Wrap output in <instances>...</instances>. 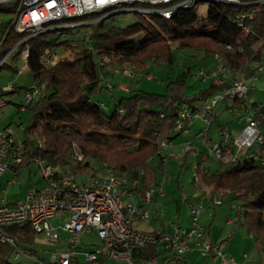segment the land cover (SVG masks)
I'll use <instances>...</instances> for the list:
<instances>
[{
	"label": "trees",
	"instance_id": "obj_1",
	"mask_svg": "<svg viewBox=\"0 0 264 264\" xmlns=\"http://www.w3.org/2000/svg\"><path fill=\"white\" fill-rule=\"evenodd\" d=\"M238 1L248 4L238 6L211 2L204 17L197 15L194 7H190L178 10L170 19L142 16L126 27L114 26L110 21L114 15L99 21H94L97 15L93 13L76 16L71 22L88 23L82 27L87 30L80 40L87 37V41L93 43L74 52L72 58L55 65L45 66L42 56L55 54V48L70 47L75 40L62 37L76 34L75 29L79 27L49 30L31 38L26 43V67L34 80L32 84L42 85L43 88L41 95L27 106L28 119L23 128L24 139L21 140L26 166L33 159H39L64 168L69 160L67 156L76 150L83 158H95L113 174L125 177L130 190L137 198L142 197L156 184L157 171L163 170L165 158L161 155L163 149L160 143L171 142L180 134L174 130L179 110L186 105L196 106L208 100L215 90H224L239 73L249 78L257 73L252 66L261 63L264 53V2ZM241 12L247 13L248 17L241 21L242 26H238L233 18ZM20 38L11 33L10 38L3 42L2 54ZM23 49V45L19 46L13 56H19ZM179 49L200 51L201 61L218 56L221 62L214 60L227 67L228 77L218 82L216 78L209 77L214 68L205 73L201 67L195 75H191L190 68H187L175 78H166L163 94L130 87L128 92H124L118 90L120 83L114 86L110 81L106 89L110 86V92L115 89L124 94L115 106L106 112L102 106L100 108L90 101V94L100 86L101 78L113 79L128 66L133 68V73L147 71V63H153L156 67L163 64L172 66L173 52ZM101 59L108 61L111 65L109 69L99 64ZM201 69L202 74H199ZM16 70L13 68V71ZM145 75L149 76L148 73ZM190 75L194 81L209 80L208 86L190 96L186 95ZM25 88L14 85L8 94L21 89L23 92ZM249 92L250 88L245 95ZM231 103L244 104V98ZM104 107L107 109L106 105ZM253 118L264 134V116H258L255 110ZM37 141L41 142L40 146ZM191 151L195 149L190 147L182 159L187 158ZM258 159H264V143H255L246 157H240L236 162L218 161L220 166L215 171L203 166L206 158L201 156L196 163L195 173L198 188L204 187L205 194L235 196V200L240 202L235 223L253 237L256 246L262 247L264 161ZM83 162H75L71 172L89 167L88 161ZM153 162H156V167H152ZM6 231L15 238L17 248L27 255L36 254L32 244L37 234L28 224H15ZM148 248L151 247L135 252L134 257L146 260L153 256L154 253L148 252ZM12 251L13 248L0 244V264H10L8 258ZM40 260L37 263L51 264L50 261ZM173 260L180 264L179 259Z\"/></svg>",
	"mask_w": 264,
	"mask_h": 264
},
{
	"label": "built area",
	"instance_id": "obj_2",
	"mask_svg": "<svg viewBox=\"0 0 264 264\" xmlns=\"http://www.w3.org/2000/svg\"><path fill=\"white\" fill-rule=\"evenodd\" d=\"M200 1L223 2L238 6L248 4L238 0H0V68L22 45L24 49L19 56L26 62L28 58L26 43L31 38L49 30L76 27L81 24L71 22L76 16L93 13L97 15L94 21H99L112 15L134 13L170 19L178 10L194 7ZM247 17V13L241 12L233 19L238 26H242L241 21ZM11 33L21 38L2 54L3 42L10 38ZM214 58L221 62L218 56ZM41 59L45 66L55 65L57 62L55 54L43 55ZM99 61L106 69L110 68L111 65L106 59ZM252 67L260 70L258 63ZM202 71L201 69L199 74H202ZM227 72V67L221 63L210 72L209 77L220 82L226 78ZM126 76L133 78V71H127ZM250 79L252 80L250 83L243 78L232 79L222 92L211 95L208 100L196 106H184L175 118V132H186L189 123L196 119L209 126L218 104L226 98L232 100L243 98L257 77L254 75ZM13 86L8 84L0 87V109L6 105L4 96L13 90ZM42 88V85L36 84L26 87L22 92L23 104L18 107V111H23L39 97ZM107 89L111 91L112 87L108 86ZM118 90L129 91L124 85H119ZM247 108L243 104H231L226 109L230 114L236 115L239 109L249 112L250 108L246 110ZM257 115L264 116V111H257ZM17 132V129L9 126L0 129V176L11 173V181L16 180L26 167L22 157V145L16 139ZM218 136L220 141L211 144L210 139L205 136L203 143L209 144V150L214 158L222 162H236L240 157H246L255 143H264V134L260 132L253 116L249 115L244 117L243 128L237 137L232 138L227 125L219 127ZM37 144L40 146L41 142L37 141ZM169 144L168 141H162L160 147L165 150ZM189 148L186 146L181 155L170 154L169 157L181 159ZM71 157L75 162H82L84 159L76 150H72ZM32 163L38 165L41 186L28 188L20 200L10 202L4 198L0 199V244L13 248V259H18L21 250L17 248L15 238L9 235L6 229L15 224H28L35 234L43 235L49 241L62 245L51 252L49 260L51 264H71L72 260H78L77 264L103 260L116 264H158V255L146 260L134 257L135 252L150 246L155 247L157 251L160 249L164 252L175 251L179 256L198 248L201 256L206 259L219 261V264L233 262V258L223 252L224 241L231 238L233 232H228L220 241L207 240L205 230L199 224L200 215L204 211L202 202L189 204L188 226L170 224L171 232L141 231L130 225L124 209L134 214L135 218L148 221L145 206L152 200L155 192L163 194L161 184L146 191L141 203L135 205L133 203L135 197L126 178L113 174L105 165L101 167L104 176L92 175L88 184H82L76 181L74 174L57 165L39 159H33ZM195 167L196 164L193 166L192 175L194 184L198 187ZM123 197L127 198L125 204ZM212 202L219 205L222 200L213 198ZM52 218L62 223L54 225L51 222Z\"/></svg>",
	"mask_w": 264,
	"mask_h": 264
},
{
	"label": "rangeland",
	"instance_id": "obj_3",
	"mask_svg": "<svg viewBox=\"0 0 264 264\" xmlns=\"http://www.w3.org/2000/svg\"><path fill=\"white\" fill-rule=\"evenodd\" d=\"M209 5L210 3L208 1H200L194 5V10L197 15L204 17L207 13ZM140 17L142 16L134 13H122L114 15L110 21L114 26L126 27L137 22ZM144 18L145 17L142 19L145 20ZM87 24L88 23H81L76 26L79 27L75 29L76 34L63 35L62 39H74L75 41L72 42L71 46L66 49L59 47L53 50V53H55L57 58V62L55 63L72 58L73 53L81 49L83 46L92 45L93 42H88L87 37L82 41L80 40L81 36H83L87 30L82 27ZM201 56L202 53L195 49H179L173 52L174 63L172 66L163 64L161 67L159 66V68L153 65V63H147V71L134 70L135 74L131 79L126 76V73L127 71H132L131 69L133 68H130L129 66L125 67L122 73L115 76L113 79L101 78L100 86L90 94V101L94 104L97 103L100 108L102 106L104 108H102V110L106 112L110 111L117 103L119 97L124 95L123 92L116 91L115 89L113 92L107 91L106 85L110 81H112L114 86H116L115 84L120 83V85L130 88H138L148 93L163 94L167 77L175 78L187 68H190L191 75H195L201 67H203L205 73H207V71L211 70L213 67L219 66V63L215 61L213 57H208L204 61H201ZM5 63V66L0 70V86L13 84L17 87H27L34 82L32 75L25 66L26 62L20 56H11ZM259 65L260 70H258L255 74L257 79L250 87L251 92L243 97L244 104L250 108L249 112H246L244 109H239L236 115H232L227 111V109H225L223 115L213 119L208 128L200 119L193 120L189 130L180 133L173 139V141H171L173 144L183 141V151L186 146L195 149V151H191L185 159L170 158L168 156L169 152L181 155L179 154L180 152L176 153V151L172 148L170 151H167V149L162 150L161 155L165 158L164 167L163 170L157 171V182L153 186V189L157 188L158 185L161 184V191L164 196L159 197L157 194H153L152 201L147 203L145 206L148 212V222L146 225L142 223L143 226L155 227L154 230L160 231L161 229L169 231L170 224L184 226L186 225L185 222H187L188 218L187 214L189 212V204L202 202L204 211L200 215L199 224L203 229H205V233L210 232L211 240H220L226 233L233 232L235 235L231 238V242H242L241 244H238L239 246H242L241 250L239 249V256H232L228 253V255L233 258V262L231 264L235 262L237 264L241 262H246L245 264H252L248 263L250 258H248L247 254L249 253L256 258V262L264 261V251L258 249L254 240L249 237V234H247L243 227L239 224L235 225L233 223L235 221L236 208L240 204L239 201L235 200V196L233 194H228L223 198L221 205H214L210 197L205 194L204 187L198 188L195 186L192 175L193 166L198 163L201 156H203L206 158L203 166L205 168H209L211 171H215L220 166V163L210 152L209 144L220 141L218 136L219 127L221 125H227L232 138H235L239 135L241 129L243 128L245 116H253L255 110H264V53H262V61ZM13 68L17 70L13 71ZM146 73H148L149 76L146 77ZM191 75L188 79V88L185 92L188 96L196 93L200 89L206 88L209 84V80L202 81L199 79L198 81H194ZM228 75L229 72H227L226 78ZM234 78H243L247 83L252 81L248 75L243 73L235 75ZM248 78L249 80H247ZM222 91L223 90H215L212 95ZM4 97L7 103L0 109V129H3L6 126H9L14 130L17 129L18 132L16 139L19 143H21V140L24 139L23 128L25 127L26 120L28 119L27 108L18 112L19 105L23 104L22 89L10 95L6 94ZM232 101V99L226 98L218 104L220 108L218 106L217 107L221 110L227 102H230L231 105ZM104 105L107 106V109ZM186 133L189 134L186 135ZM205 136L207 139H210L209 144L203 143ZM67 157L69 159L68 163L64 166V168L62 167V169L72 173L71 166L75 164V161H73L71 154ZM84 160V162H89V167L72 173L78 183L88 184L92 175H97L96 177L99 175L104 176L101 171L102 165L98 160L95 158H84ZM153 166L156 167V162L152 163V167ZM40 179L41 176L36 163H32L29 166L24 167L15 182L5 187L7 193L5 197L8 200H11L14 197L13 195L16 193H20L22 195L23 192H25L31 185H36ZM133 203L137 205L135 201H133ZM176 205L180 211L178 217L179 219L177 218L178 213L175 211ZM211 220L212 222H210ZM229 220L231 223L227 224L226 221ZM51 222L54 225L62 223L58 222L55 218H52ZM61 235L63 234L61 233ZM206 238L209 240V235H207ZM229 240L230 238L226 239L224 244ZM32 245L36 251L35 255H27L21 251L18 259H13V255L11 253L8 258V262H10V264H40L39 262L37 263L38 260L41 259V262L42 260L44 262L49 261L51 252L62 246L59 243L49 241L43 235H35L34 243ZM194 249L199 255V261L188 258V264H219V262L210 263L208 259L205 260V258L201 256L198 248ZM169 254L172 257L177 255L175 251H169ZM77 263L78 260L71 261V264ZM90 264L99 263L96 262ZM106 264H111V261L106 262Z\"/></svg>",
	"mask_w": 264,
	"mask_h": 264
},
{
	"label": "crops",
	"instance_id": "obj_4",
	"mask_svg": "<svg viewBox=\"0 0 264 264\" xmlns=\"http://www.w3.org/2000/svg\"><path fill=\"white\" fill-rule=\"evenodd\" d=\"M214 59V58H213ZM213 68H215V67H213ZM212 68V69H213ZM211 69V70H212ZM247 80H249V78L247 79ZM232 104V103H231ZM226 105L227 106H229L230 105V102H227L226 103ZM226 105H224L223 106V108L220 110L218 107L216 108V111H215V113H214V115H213V119H216L218 116H222L223 115V113H224V110L226 109ZM246 108H247V106L245 105V104H243ZM249 108V107H248ZM248 108L246 109V110H248ZM217 110H218V112H217ZM212 119V120H213ZM191 124H192V122L191 123H189V125H188V130L190 129V126H191ZM189 133H186V135H188ZM173 149V150H175L176 151V153H179V154H181L182 153V151H183V148H184V143H183V141H181V142H178V143H176V144H173V142H170V144H169V146H168V148H167V151H170V149ZM170 154H174V153H172V152H169L168 153V156L170 155ZM199 162V161H198ZM19 176V175H18ZM17 176V177H18ZM11 179H12V175H11V173H4L2 176H0V199L1 198H4V199H6L7 201H10V202H13V201H15V200H20V199H22L23 197H24V195H25V192H23V194L21 195L20 193H16V194H14L13 196V199H11V200H8L6 197H5V195H7V193H6V190H5V187H7V186H9V185H11V184H13L14 182H15V180L14 181H11ZM41 180V179H40ZM39 180V182L36 184V185H31L30 187H32V186H34V187H36V188H38V187H40L41 186V181ZM154 186V185H153ZM152 186V187H153ZM29 187V188H30ZM3 193V194H2ZM133 193V195H134V197H135V202H136V204L138 205L139 204V202H141V200H142V197H139V198H137V195L134 193V192H132ZM154 194H157L159 197H163L164 195L162 194V195H160V194H158L157 192H155ZM21 195V196H20ZM208 195V194H207ZM209 197H210V199L212 200L213 198H221V200L223 201V198L226 196V195H220V194H217V195H214V196H210V195H208ZM152 199H153V197H152ZM123 201H124V204L127 202V198L126 197H123ZM152 201V200H151ZM150 201V202H151ZM149 202V203H150ZM222 204V202L219 204V205H221ZM219 205H217V206H219ZM237 209V208H236ZM175 211L178 213V215H177V218L179 217V213H180V211H179V209H178V207H177V205L175 206ZM124 213H125V215L127 216V218L129 219V223H130V225H132L133 227H134V225H135V229H138V230H141V231H153L154 229H155V227H146V226H143V224H147V222L148 221H143V220H141V219H139V218H135L134 217V214H132V213H130V212H128L126 209H124ZM235 214H236V211H235ZM187 222H185V224L186 225H184L183 227H185V226H188V222H189V212H188V214H187ZM179 219V218H178ZM210 222H212V220L210 221ZM227 222V224H229V223H231V221L229 220V221H226ZM143 223V224H142ZM235 225H238V224H236L235 223V221L233 222ZM178 225V224H177ZM178 226H180V225H178ZM143 227V228H142ZM169 228H170V230L169 231H166L165 229H161L162 231H165V232H171L172 231V229H171V226H169ZM205 230V229H204ZM207 235H209V241H217L216 239L215 240H211V238H210V232H207L206 233V236ZM227 235V233L225 234V236ZM235 234H233L232 235V237L234 236ZM224 236V237H225ZM238 236H240V235H238ZM224 237H221V239L220 240H222V239H224ZM231 237V238H232ZM249 237L251 238V239H253V237H251L250 235H249ZM230 238V240L228 241V242H226L225 244H224V246H223V250L226 252V253H229V254H231L232 256H234V255H236V256H239L240 255V251H239V249L241 250V247L242 246H239L238 244H241L242 242H239V243H236V242H231L232 241V239ZM207 239V238H206ZM220 240H218V241H220ZM151 247V246H150ZM258 247V246H257ZM258 249H261V251H264V246H262V247H258ZM148 250V252H153L154 254L153 255H158V260H159V262H158V264H170V263H172V264H178L176 261H174L173 259H176V260H178L179 259V263L180 264H188V258L189 259H191V260H195V261H199V255H198V253H197V251L195 250V249H193V250H191V251H189V252H186L185 254H183L182 256H171L170 254H169V251H167V252H164V250H162V249H160V250H156V248L154 247H151V248H148L147 249ZM245 255V254H244ZM248 255V258H250L249 259V262L248 263H252V264H264V261H261V262H256V258L252 255V254H247ZM195 258V259H194ZM205 260H207L206 258H205ZM209 260V262L211 263V262H219V261H211L210 259H208ZM109 260H103V261H100V262H98L99 264H106V262H108ZM246 262H244V263H239V264H245ZM111 264H116V263H114V262H111ZM233 264H237L236 262L235 263H233Z\"/></svg>",
	"mask_w": 264,
	"mask_h": 264
},
{
	"label": "clouds",
	"instance_id": "obj_5",
	"mask_svg": "<svg viewBox=\"0 0 264 264\" xmlns=\"http://www.w3.org/2000/svg\"><path fill=\"white\" fill-rule=\"evenodd\" d=\"M251 236V235H250Z\"/></svg>",
	"mask_w": 264,
	"mask_h": 264
}]
</instances>
